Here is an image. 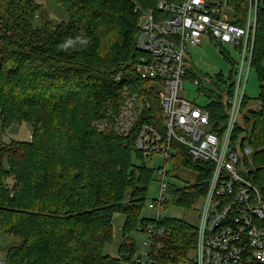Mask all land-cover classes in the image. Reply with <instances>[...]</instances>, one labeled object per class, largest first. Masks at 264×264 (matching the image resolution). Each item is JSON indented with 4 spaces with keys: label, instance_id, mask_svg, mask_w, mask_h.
Instances as JSON below:
<instances>
[{
    "label": "trees",
    "instance_id": "trees-1",
    "mask_svg": "<svg viewBox=\"0 0 264 264\" xmlns=\"http://www.w3.org/2000/svg\"><path fill=\"white\" fill-rule=\"evenodd\" d=\"M68 20L52 24L41 19L33 0H0V129L26 123L28 141L0 140V235L14 238L0 244L5 264H137L135 232L149 219L141 218L156 169L150 156L136 149L140 126L164 133L157 89L133 66L142 54L136 48L141 13H159L161 0H54ZM178 3L180 0H163ZM249 0H227L229 22L243 26ZM87 41L81 44L80 39ZM71 41L67 50L61 46ZM219 46V44H218ZM225 58L229 60L226 56ZM215 79L221 92L198 83V95L208 99L212 132L227 122V98L233 89L234 67ZM252 71L260 83V109L239 117L232 145L249 146L252 169L243 159L247 178L264 193V0L256 11ZM194 81L195 74L187 72ZM124 90L142 103L139 117L127 132L113 123ZM249 98L245 97L242 108ZM196 103V102H194ZM108 120V126L99 124ZM172 169L195 170L197 181L168 195L182 208L203 198L212 164L192 162L185 148L172 143ZM125 220L117 257L103 254L113 242L115 215ZM167 251L187 256L196 242V227L166 218Z\"/></svg>",
    "mask_w": 264,
    "mask_h": 264
},
{
    "label": "built area",
    "instance_id": "built-area-1",
    "mask_svg": "<svg viewBox=\"0 0 264 264\" xmlns=\"http://www.w3.org/2000/svg\"><path fill=\"white\" fill-rule=\"evenodd\" d=\"M226 1L214 5L209 0H161L157 4L159 13L151 9L141 13L136 48L142 56L133 69L139 78L160 85L156 89L165 130L160 134L148 124L140 126L135 146L151 158H163L165 166L156 169L159 191L148 204L154 216L144 225V251L137 264H264V193L247 178V165L243 164V159L251 162L253 151L247 145H232L252 71L259 0H249L243 26L229 22L223 12ZM204 39L232 45L240 55L226 101L227 122L220 136L210 128L206 105L179 96L187 72L192 73L185 58L187 49L201 45ZM190 83L198 86L199 80ZM173 142L185 148L192 162L213 166L199 212L193 254L180 259L167 251L168 230L162 224L167 218L166 164L175 155ZM0 264L5 263L0 260Z\"/></svg>",
    "mask_w": 264,
    "mask_h": 264
},
{
    "label": "rangeland",
    "instance_id": "rangeland-1",
    "mask_svg": "<svg viewBox=\"0 0 264 264\" xmlns=\"http://www.w3.org/2000/svg\"><path fill=\"white\" fill-rule=\"evenodd\" d=\"M36 4L41 6L40 15L41 19H37L36 24L39 25V20L44 22H50L52 24H59L68 20V15L63 6L54 0H33ZM211 4L221 5L225 0H209ZM223 12L228 16V10L223 5ZM225 56L229 59L227 60ZM185 58L188 64L191 66L192 73L201 82V86L208 91L221 92L218 83L215 79L217 74H222L225 77L231 72L232 64L235 65L240 58L238 50L229 44L219 45L213 39H204L202 44L197 47H188ZM186 81L184 90L179 92V96L187 99L190 102H196L199 105H206L208 99L201 93L198 95L197 86ZM154 88H159L158 83H153ZM264 86V82H263ZM260 83L257 79L254 71H251L249 80L246 87V95L249 98V102L246 108L241 109V114L246 112V109L256 110L260 102L257 101L259 94ZM124 92L123 104L117 115L114 117L113 126L118 132H127L136 122L140 115L142 103L137 98L132 97ZM240 114V115H241ZM108 120H105L99 124L100 127L105 128L108 126ZM1 126V125H0ZM31 137V130L29 125L22 123L20 125H14L5 132H1L0 140L3 143H7L11 140L28 141ZM149 167L158 169L165 166L163 158L154 156L147 161ZM166 168L169 170L166 182L169 185H174L177 188L184 186H190L196 183L198 173L195 170L181 168L177 171L172 169V161L166 164ZM249 170L252 169L251 162H249ZM159 191V176L156 174V180L150 185L149 194L145 203L144 209L141 213V218L152 219L154 212L148 209V204L151 200L155 199ZM169 196V195H168ZM203 204V198L197 199L195 204L189 208H182L177 206L173 202L172 196L168 197V201L165 203L166 216L185 223L186 225L197 227L199 212ZM125 218L122 215H115L112 220L113 224V242L108 244L103 249V254L110 257H117L119 246L122 244V231ZM132 238L136 242L135 256L144 251L143 232H135ZM11 242H16L14 238L0 235V244L10 245ZM189 254H193V250L189 251ZM3 256H0V260H3Z\"/></svg>",
    "mask_w": 264,
    "mask_h": 264
},
{
    "label": "clouds",
    "instance_id": "clouds-1",
    "mask_svg": "<svg viewBox=\"0 0 264 264\" xmlns=\"http://www.w3.org/2000/svg\"><path fill=\"white\" fill-rule=\"evenodd\" d=\"M80 42H81V44H86L87 43V41L85 39H83V38L80 39ZM69 44H71V41H68L66 44H63L61 47L63 49H65V50H67Z\"/></svg>",
    "mask_w": 264,
    "mask_h": 264
}]
</instances>
